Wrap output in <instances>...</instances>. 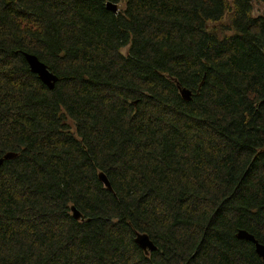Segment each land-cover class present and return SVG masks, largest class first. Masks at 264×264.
Instances as JSON below:
<instances>
[{"label":"trees","instance_id":"16d2710c","mask_svg":"<svg viewBox=\"0 0 264 264\" xmlns=\"http://www.w3.org/2000/svg\"><path fill=\"white\" fill-rule=\"evenodd\" d=\"M253 3L0 0V264H264Z\"/></svg>","mask_w":264,"mask_h":264},{"label":"water","instance_id":"95a60500","mask_svg":"<svg viewBox=\"0 0 264 264\" xmlns=\"http://www.w3.org/2000/svg\"><path fill=\"white\" fill-rule=\"evenodd\" d=\"M105 9L115 13L117 11V6L112 3H105ZM24 62L27 65V68L29 72L37 78V80L44 85L47 89H52L54 86V83L56 82L57 78L52 73H50L46 66L40 62L34 55L28 54V53H22L21 54ZM181 96L186 98L187 93L185 91L180 92ZM15 157V154L13 153H5L0 157V166L3 161L10 160ZM98 181L102 184L103 188L107 191H111L108 181L106 180L105 176L102 173L97 174ZM71 218L73 220H80L82 221L81 215L75 210L74 207L69 208ZM235 238L238 240H244L246 242H249L253 246V251L256 254L258 258L261 260H264V246L259 244L252 235L248 234L247 232L243 230H238L235 233ZM134 244L143 252L144 255H147L148 253L155 250V246L152 244V242L148 239L146 234L141 233H135Z\"/></svg>","mask_w":264,"mask_h":264},{"label":"rangeland","instance_id":"374dc122","mask_svg":"<svg viewBox=\"0 0 264 264\" xmlns=\"http://www.w3.org/2000/svg\"><path fill=\"white\" fill-rule=\"evenodd\" d=\"M120 8H121V6L117 5V9H120ZM252 14L254 16H260V15L264 16L263 7L261 5H259V4H254L253 3V5H252Z\"/></svg>","mask_w":264,"mask_h":264}]
</instances>
